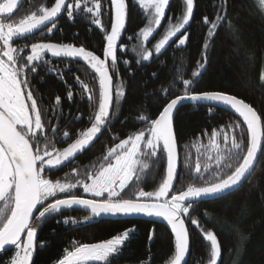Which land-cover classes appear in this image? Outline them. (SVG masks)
Masks as SVG:
<instances>
[{
  "label": "trees",
  "instance_id": "trees-1",
  "mask_svg": "<svg viewBox=\"0 0 264 264\" xmlns=\"http://www.w3.org/2000/svg\"><path fill=\"white\" fill-rule=\"evenodd\" d=\"M100 3L101 26L92 23L90 15L85 17L81 13L69 19L65 11L57 19V26L51 34L47 32L49 25L15 40L13 46L23 49L21 54L26 56L30 54L32 43H66L84 47L104 59L105 37L110 34L114 10L111 0H100ZM53 4L54 0H24L13 12L12 21L18 23L33 11L38 12L40 6L51 7ZM125 5L126 25L116 41L119 75L110 67L113 84H122L125 96L118 108L113 106L114 115L88 150L78 159L64 162L45 173L52 181H64L67 177L75 182L85 179L86 172L98 170L105 163L103 158L110 148L130 135L147 130V122L139 119L141 115L155 119L171 99L184 95L183 79L193 80L190 92L219 91L234 95L249 103L264 118V84L260 80L264 64V15L253 0H226L227 20L221 23L213 38L208 36L210 23L206 25L203 18L207 16L211 22L218 13L223 15L224 4L222 0H194L193 16L183 32L187 36L185 45L178 46L173 40L161 53L152 54L148 61H143L136 54L141 43L138 34L147 23L145 11L135 0H125ZM184 7L183 0L169 3L157 33L144 42L148 50L164 34L169 18L175 23L182 17ZM205 43L208 44L207 50L203 48ZM44 59L47 64L38 62L37 72L28 73L29 90L37 100L42 122L51 140L49 147L54 145L62 150L94 121L98 110L99 82L94 70L81 59L52 57L50 53L45 54ZM198 62L204 63L202 69H198ZM108 64L111 65L110 59ZM195 70H199L200 75L193 78ZM82 84H87L92 90L93 101L88 99ZM69 92L72 93L71 99L68 98ZM57 96L61 100L59 105L56 104ZM237 124L244 129L246 144V125L235 112L219 107L210 109L208 106L188 105L175 111L173 130L179 163L175 193L186 190L190 184L202 185L204 180L211 182L215 179L214 161L209 171L204 172L202 168L203 178L195 174V165L198 160L202 165L205 163L213 130L220 133L218 140L223 145L224 133L231 134V128ZM53 129L58 131L54 133ZM65 131L69 132L70 139L63 136ZM159 156L158 160L144 158L150 168L141 175L139 182L133 179L121 193L122 198L135 199L140 190H157L166 175L167 166L162 150ZM238 163L239 160L233 159L232 168H226L225 174L234 170ZM73 169L79 175H72ZM72 192L90 198L80 187ZM66 195L59 194V197ZM190 214L205 231H213L217 236L222 250L219 264H264V155L259 156L251 175L235 191L214 200L196 201ZM88 216L89 211L73 207L39 224L32 264H57L65 250H72L79 243L106 241L126 229L135 231L112 264H168L174 255V235L162 224L112 215H101L84 224ZM65 219L76 223H65ZM184 219L190 234L186 264H210V241L205 240L201 229L193 225L191 219ZM150 234H154L152 239H149ZM14 250L0 254V264H9Z\"/></svg>",
  "mask_w": 264,
  "mask_h": 264
},
{
  "label": "snow or ice",
  "instance_id": "snow-or-ice-1",
  "mask_svg": "<svg viewBox=\"0 0 264 264\" xmlns=\"http://www.w3.org/2000/svg\"><path fill=\"white\" fill-rule=\"evenodd\" d=\"M222 3L223 15L218 13L211 22L207 16L203 18L206 25L210 23L209 38H213L221 23L227 20L226 0H222ZM139 4L146 11L148 23L138 34L141 43L136 54L143 61H148L152 52L144 46V42L149 41L162 25L169 0H139ZM184 4L182 18H178L175 23L169 18L162 38L154 46L155 53H161L177 34H181L178 46L185 45L187 36L182 30L189 25L193 16L194 0H184ZM111 6L114 17L110 34L105 37L107 44L103 52L104 59H101L84 47L66 43H32L30 54L26 56L21 54L23 49L13 46L15 40L33 34L46 24L51 25L47 29L48 34H51L57 26L58 16L64 11L69 19L81 13L85 17L90 15L92 23L101 26L100 0H54L51 7L40 6L38 12L33 11L18 23L12 21L18 0H4L0 3V250L14 246L15 254L10 264H32L39 224L65 209L79 207L90 212V216L84 219V224L101 215L163 218L174 235V255L168 264H185L186 254L190 251V234L184 219L188 217L193 225L201 229L205 240L210 241V264H219L222 250L217 236L213 231H205L199 221L191 217L190 209L200 199L217 197L237 187L250 173L258 156L264 155V118L243 99L219 91L190 92L188 90L193 80L183 79L186 90L184 95L171 99L155 119L141 115L139 119L147 122V130L130 135L110 148L103 158L105 163L98 170L86 172L85 179L75 182L67 177L64 181H52L45 175L87 148L114 115L113 106L118 108L125 96L123 85H114L110 75V67L119 75L116 69V41L126 25L125 0H111ZM258 8L264 12V0H258ZM203 48L207 50L208 44L205 43ZM47 53L52 57L83 60L94 70L99 82L98 110L95 111L94 121L62 150L54 145L49 147L51 140L42 122L37 100L29 90L28 73L37 72L38 62L48 63L44 59ZM124 63L127 65L128 61L125 60ZM203 67L204 63L198 62V69ZM199 75V70L192 73L193 78ZM261 81L264 82V72L261 74ZM82 87L88 94V99L93 101L92 90L87 84H82ZM68 98H72L71 92L68 93ZM184 100L209 102L210 109L216 104L232 109L246 125L247 141L245 144V132L239 124L231 128V134L224 133L223 145L218 140L220 133L213 130L205 153V163L202 165L197 161L195 174L203 178L202 168L204 172L209 171L214 161L215 179L211 182L204 180L202 185L190 184L186 190L175 193L178 152L173 130V112ZM60 103V97L57 96L56 104ZM57 131L58 129H53L54 133ZM63 136L70 139L67 131ZM161 150L166 155L167 166L166 175L157 190H140L135 199L122 198L121 193L133 179L139 182L141 175L150 168L144 158L158 160ZM197 152L199 153V149ZM233 159L239 160V163L234 170L225 174L226 168H232ZM72 175L79 173L73 169ZM78 187L90 198L73 194L72 190ZM170 192L172 194L169 198ZM59 194L67 195L60 198ZM64 222L76 223L75 220L68 219ZM134 231L135 229H126L122 234L99 243H79L72 250H65L57 264H112V260L118 258L122 246ZM22 234H26V238L22 239ZM153 235L150 234L149 239Z\"/></svg>",
  "mask_w": 264,
  "mask_h": 264
},
{
  "label": "water",
  "instance_id": "water-1",
  "mask_svg": "<svg viewBox=\"0 0 264 264\" xmlns=\"http://www.w3.org/2000/svg\"><path fill=\"white\" fill-rule=\"evenodd\" d=\"M24 0H18V7L17 9H15L14 11H17L19 9V7L21 6V4L23 3ZM173 1V0H169V3ZM168 8V6H167ZM167 8H166V11H167ZM65 12V11H64ZM62 12V14L64 13ZM60 14L58 16V18H60V16L62 15ZM57 18V19H58ZM50 24H46L44 26L41 27V29L37 30L36 32H39L45 28H47ZM184 105H188V106H208L210 107L209 105V102H204V101H200V102H193V101H190V100H184L182 101L180 104L177 105V108L174 110L173 112V120H174V115H175V111L184 106ZM211 107H219V108H222V109H226L228 111H232L234 112L232 109L228 108V107H225L223 105H219V104H216L214 106H211ZM163 110V109H162ZM98 139V135L97 137L94 139V141L87 147L85 148L81 153H78L74 158H72L70 161H66L65 163H70L76 159H78L86 150H88ZM178 152V151H177ZM259 158V156H258ZM258 161V159H257ZM257 162L255 163L254 167L250 170V173L246 176V178H244L241 183L237 186V187H234L233 189H231L230 191H227V192H224L222 193L220 196H217V197H211V198H203V199H200L201 201H205V200H214V199H217V198H220L226 194H229L233 191H235L239 186H241L246 180L247 178L251 175V173L253 172L255 166H256ZM178 170H179V163H178V168H177V177L174 181V186H175V183L177 181V178H178ZM172 192H170L169 196L171 195ZM113 216V215H112ZM117 218H125V219H133V220H147V221H151V222H155V223H159V224H162L164 225L165 227L169 228L171 230V227L170 225L167 224V221L163 220V218H159V217H149V216H145V215H128V216H118V215H115ZM26 237V234H22V239H24ZM14 250V246H8L6 250H0V254H5V253H8V252H12ZM188 255H189V252L186 254V261H185V264L188 260Z\"/></svg>",
  "mask_w": 264,
  "mask_h": 264
},
{
  "label": "rangeland",
  "instance_id": "rangeland-1",
  "mask_svg": "<svg viewBox=\"0 0 264 264\" xmlns=\"http://www.w3.org/2000/svg\"><path fill=\"white\" fill-rule=\"evenodd\" d=\"M135 1L139 4V0H135ZM183 1H184V0H183ZM253 1H254V3L258 6V0H253ZM139 5H140V4H139ZM144 11H145V9H144ZM184 11H185V7H184L183 12H184ZM261 12H262V11H261ZM262 14L264 15V12H262ZM145 15H146V11H145ZM182 15H183V14H182ZM146 17H147V15H146ZM181 18H182V17H181ZM147 23H148V18H147ZM147 23H146V25H147ZM186 27H187V26H186ZM184 30H185V29H184ZM184 30H182V32H184ZM157 31H158V30H157ZM164 32H165V30H164ZM156 33H157V32H156ZM156 33H155V34H156ZM155 34H154V35H155ZM154 35H153V36H154ZM180 35H181V34H177V37H174V38H173V40L176 42L177 45H178V39L180 38ZM162 36H163V35H162ZM162 36L159 37V38L155 41L154 46H155L156 43H158V41L162 38ZM150 38H151V37H150ZM173 40H172V41H173ZM170 42H171V41H170ZM170 42H169V43H170ZM154 46L152 47L151 50L149 49V51H151L152 54H156V53H155V50H154ZM262 72H264V64H263V67H262L261 74H262ZM260 80H261V76H260ZM261 82H262V81H261ZM262 83L264 84V82H262ZM83 193H84V192H83ZM84 194H85V193H84ZM85 195H87V194H85ZM105 195H106V194H105ZM87 196H88V195H87ZM118 216H125V215H118ZM14 254H15V250H14V252H13V256H14ZM13 256H12V257H13ZM9 264H10V262H9Z\"/></svg>",
  "mask_w": 264,
  "mask_h": 264
}]
</instances>
